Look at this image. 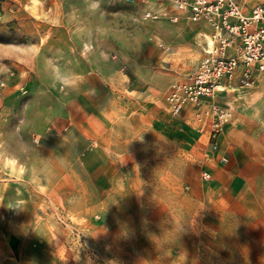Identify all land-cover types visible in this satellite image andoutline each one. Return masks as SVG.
I'll return each mask as SVG.
<instances>
[{
  "label": "rangeland",
  "instance_id": "rangeland-1",
  "mask_svg": "<svg viewBox=\"0 0 264 264\" xmlns=\"http://www.w3.org/2000/svg\"><path fill=\"white\" fill-rule=\"evenodd\" d=\"M48 2L46 16L36 12L41 0L24 11L0 0V264L6 213L38 230L34 242L65 264H264V184H217L227 160L204 156L196 132L163 105L169 90L157 86L164 95L152 108L134 106L143 98L129 92L127 62L110 51L96 57V7L106 27L149 2ZM84 10L85 32L65 27ZM28 11L39 22L25 27ZM146 11L144 20H158ZM103 135L129 138L119 174L111 157L103 165ZM16 141L24 153L39 151V168L12 157Z\"/></svg>",
  "mask_w": 264,
  "mask_h": 264
},
{
  "label": "crops",
  "instance_id": "crops-1",
  "mask_svg": "<svg viewBox=\"0 0 264 264\" xmlns=\"http://www.w3.org/2000/svg\"><path fill=\"white\" fill-rule=\"evenodd\" d=\"M18 1L22 4L21 9L24 11L27 0ZM145 1L149 4L143 8L128 11V15L116 17L113 14L112 22H108L106 27L104 6L101 4L96 7L95 51L96 57L101 61L104 59V54L110 51L119 60L127 62L128 71L122 75L131 84L129 92L134 95L140 94L143 98V101L132 102L133 105L152 108L153 102H156L155 99H161L164 95L161 88L165 93L173 82L186 79L206 56V52L216 43L214 37L216 30L206 20H191L169 0ZM239 2L243 11L249 14L264 0H239ZM163 8L168 11L167 17L158 20L142 18L145 10L158 11ZM51 10V3L48 0H41V5L37 7L36 12L38 15L45 13L47 16ZM29 13L31 16L27 14V17L23 18L25 27L39 22L35 14ZM84 13L85 16L82 17V11H80L79 24L72 25L69 22V24L65 23V27L69 29H72V26L79 27L81 32H85L88 24L87 11L84 10ZM172 17H176L177 20H172ZM40 23L44 22L40 21ZM80 43H86L82 33H80ZM80 57L82 60V56ZM142 61L144 63H141ZM157 61L160 62L159 67H161L158 73L153 71L155 67L153 62ZM84 68L86 69V64ZM97 74L99 76L101 74L102 79L105 77V71L100 63ZM253 76L254 81L249 86L241 85L237 79L224 81V88L218 101L230 108L231 119L219 137L217 151L207 155L210 147L208 133L199 130L198 125L191 121L192 112L189 108L176 115L195 131L199 140L203 142L202 150L206 158L212 161L214 158L220 160L221 156V160L227 157V161L216 169L217 184H264V72L255 71ZM163 105L167 108L166 100ZM105 137L103 135L99 140L101 160L104 165L111 157L115 172L119 174L123 171L120 163V147L129 149L131 147L129 138L127 141L125 139L120 141V139L110 140ZM17 141L15 147L9 149L10 152H14L12 157L21 162L30 161L33 166L36 165L35 167L39 168V157H37L39 151L32 148L30 155L24 153ZM9 150L7 148L6 156ZM131 167L134 172L135 162ZM117 178L119 180V175ZM235 198L242 201L240 204L243 208L245 206L248 208L245 201L241 200L242 196L238 194ZM13 220L14 218L8 213L3 214V236L7 238L3 244L5 248L3 264H65L55 260L52 255L56 252L54 247L41 246L34 242V238L40 234L38 230L24 228L18 223L14 226L11 224Z\"/></svg>",
  "mask_w": 264,
  "mask_h": 264
},
{
  "label": "built area",
  "instance_id": "built-area-1",
  "mask_svg": "<svg viewBox=\"0 0 264 264\" xmlns=\"http://www.w3.org/2000/svg\"><path fill=\"white\" fill-rule=\"evenodd\" d=\"M169 1L191 20H206L216 30L213 47L186 79L171 84L166 95L167 108L172 114L178 115L189 108L191 121L208 133V155L218 150L219 137L231 119L230 108L218 101L224 81L237 79L241 85L249 86L255 71L264 72V2L246 14L239 0ZM144 16L160 19L167 17L168 11L147 10ZM204 176L210 178V173L205 172Z\"/></svg>",
  "mask_w": 264,
  "mask_h": 264
}]
</instances>
